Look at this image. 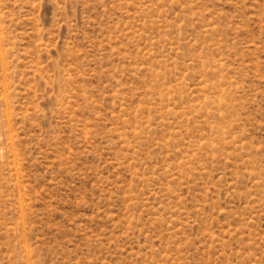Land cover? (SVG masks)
<instances>
[{
  "label": "rangeland",
  "instance_id": "1",
  "mask_svg": "<svg viewBox=\"0 0 264 264\" xmlns=\"http://www.w3.org/2000/svg\"><path fill=\"white\" fill-rule=\"evenodd\" d=\"M0 264H264V0H0Z\"/></svg>",
  "mask_w": 264,
  "mask_h": 264
}]
</instances>
